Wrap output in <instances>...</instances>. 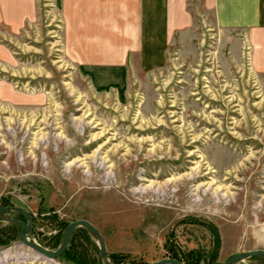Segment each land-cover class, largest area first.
Masks as SVG:
<instances>
[{"label": "rangeland", "instance_id": "1", "mask_svg": "<svg viewBox=\"0 0 264 264\" xmlns=\"http://www.w3.org/2000/svg\"><path fill=\"white\" fill-rule=\"evenodd\" d=\"M55 2L39 0L34 21L0 23V204L26 210L28 239L55 250L85 219L111 264H221L264 249V32L254 43L250 26L203 23L195 43L172 44L119 85L72 55ZM20 229L0 216V264H103L84 227L54 259Z\"/></svg>", "mask_w": 264, "mask_h": 264}, {"label": "crops", "instance_id": "2", "mask_svg": "<svg viewBox=\"0 0 264 264\" xmlns=\"http://www.w3.org/2000/svg\"><path fill=\"white\" fill-rule=\"evenodd\" d=\"M38 1L0 0V23L20 26L34 21ZM55 3L60 7L64 28L76 40L72 55L91 76L101 75L110 81L111 75H107L119 73V85L136 68L151 71L160 66L172 44L185 43L187 37L195 43L203 23L219 28L250 26L254 43L256 35L264 32V0H56Z\"/></svg>", "mask_w": 264, "mask_h": 264}, {"label": "water", "instance_id": "3", "mask_svg": "<svg viewBox=\"0 0 264 264\" xmlns=\"http://www.w3.org/2000/svg\"><path fill=\"white\" fill-rule=\"evenodd\" d=\"M10 211H18L22 213L26 218V222L5 216V214H7ZM0 216L4 220H7L9 222H14L21 227L19 231V240L22 244L30 247L36 254L38 253L39 255H42L48 259H54L58 257L59 255H61L64 252V250L67 248L74 229L79 226L84 227L88 231V233L91 236L95 237L96 240L98 241V251H99V255L101 257L102 263L111 264L110 260L108 259L106 245H105L102 235L91 222L85 219H78V220H73L69 222L64 229L62 240L59 246L55 250H48L40 246L38 243L28 239L31 219H30L29 214L26 212V210H24L21 207H17V206H12V205L5 206V205L0 204ZM250 256H259L264 260V249L257 248V249H252V250H246L243 252L233 253L229 255L228 257H226L222 261L221 264H233L235 262H238ZM149 264H184V263H182L180 260L175 259V258H162V259L153 261Z\"/></svg>", "mask_w": 264, "mask_h": 264}, {"label": "bare ground", "instance_id": "4", "mask_svg": "<svg viewBox=\"0 0 264 264\" xmlns=\"http://www.w3.org/2000/svg\"><path fill=\"white\" fill-rule=\"evenodd\" d=\"M25 246H26V245H25ZM27 247H28V246H27ZM28 248H30V247H28ZM30 249H31V248H30ZM37 254H38V253H37ZM1 255H2V258H3V262L6 261V255H5L4 253H2ZM38 255H39V254H38ZM39 256L42 257V258L44 257V256H42V255H39ZM44 258H46V257H44ZM7 259H9V258H7ZM47 259H48V258H47Z\"/></svg>", "mask_w": 264, "mask_h": 264}]
</instances>
